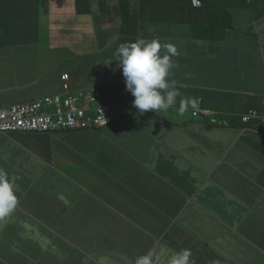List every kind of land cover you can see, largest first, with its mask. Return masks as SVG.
Returning <instances> with one entry per match:
<instances>
[{
	"label": "crops",
	"instance_id": "obj_1",
	"mask_svg": "<svg viewBox=\"0 0 264 264\" xmlns=\"http://www.w3.org/2000/svg\"><path fill=\"white\" fill-rule=\"evenodd\" d=\"M14 1L18 0H0V10L17 5ZM129 1L128 16L141 18L136 39H151L157 30L152 33L141 25L167 20L154 21V15L142 14L141 0ZM47 2L40 1L38 6L49 7L53 26L62 15L64 1ZM217 2L235 19L232 30L222 38L200 40L186 32H158L162 43L175 44L179 52L173 57L176 66L171 78L177 81L181 96L167 111L168 116L185 123L186 112H178L180 101L192 97L197 98L198 109L212 113V128H196L194 133L213 151L214 159L228 166L227 179L220 185L227 194L219 187L208 188L207 198L215 197L213 211L203 204L198 211L201 202L197 198L180 206L174 197L177 193L168 192L164 185L144 186L126 208L103 214L81 230L69 264H135L138 256L149 252L153 264H165L182 250L193 255L189 264H264V129L257 122H242L249 111L263 110L264 0L251 5L246 0ZM96 3L104 10L103 25L113 23L115 14L110 8L117 7L119 0ZM109 30L110 36H120L119 43L134 41L123 37L126 29L122 26ZM42 77L36 62L17 75L0 72V106L34 100L51 91L45 89ZM22 90L26 93L20 95ZM93 137L71 133L0 135V169L16 177L18 185L14 216L0 227V264H41V245L53 234H60L56 226L66 225L70 218L72 206L67 195L72 185L85 178L101 157L99 150L93 161H84L86 153L94 145L106 146V142L91 141ZM175 184L181 188L177 181ZM191 216L186 225L190 243L183 245L173 226ZM68 230L76 233L71 227Z\"/></svg>",
	"mask_w": 264,
	"mask_h": 264
},
{
	"label": "clouds",
	"instance_id": "obj_2",
	"mask_svg": "<svg viewBox=\"0 0 264 264\" xmlns=\"http://www.w3.org/2000/svg\"><path fill=\"white\" fill-rule=\"evenodd\" d=\"M40 1L48 4L47 0H38L30 7L29 0H18L13 2L17 5L0 10V72L17 75L20 69L36 62L42 70L45 89L51 91L34 100L0 106V135L11 138L19 133L36 137L92 134L91 141L101 145L106 142L105 147L94 145L86 153L84 161H93L99 150L101 157L85 178L72 185L70 195H67L72 206L70 218L66 225L56 226L60 234H53L41 245L40 263L69 264V256L76 251V237L83 228L103 214L123 210L134 199V193L152 183L177 193L174 197L180 206L197 198L201 202L198 211L202 210L199 204H203L212 212L215 197L207 200L202 197V192L207 187H219L220 192L227 194L226 188L220 185L227 179L228 166L214 159L213 151L207 149L194 133L196 128H212L209 122L212 113L198 109L197 98L180 101L178 112L180 115L186 112L185 123L168 116L167 111L181 96L177 81L171 78V70L176 66L173 57L179 55L175 44L162 43L159 37L137 38L111 46L113 50L108 53L110 48L100 47L94 26L100 51L92 53L96 58L89 60L90 55L78 53L81 47L76 43L73 20L74 15L93 19L81 10L83 0H63L61 17L74 22L69 28L59 27V19L52 26L50 9L39 7ZM195 1L200 4L195 5ZM253 1L246 0L248 5ZM56 2L62 3V0ZM120 5L119 0L117 7ZM192 6L202 8L203 3L192 0ZM32 7L35 10L30 12ZM97 7L93 4L92 10L96 11ZM110 12L117 14L119 9L116 12L115 8H110ZM223 12L230 23L229 30H232L234 16L228 10L223 9ZM123 24L124 21L120 26ZM102 29L107 31L109 27L103 25ZM23 37L28 40L21 42ZM41 51L54 53L55 62L41 59ZM74 57L85 60L74 65ZM24 93L26 91L22 90L20 95ZM20 104H27L38 116L46 117L48 127L32 130L6 127L14 108ZM242 122H257L255 124L264 129V100L263 110L249 111ZM16 179L0 169V227L14 216ZM176 181L181 188L176 186ZM192 216L183 217L173 226L178 230L176 239L183 245L190 243L186 225ZM69 227L76 233H71ZM192 257L188 250H182L165 264H189ZM135 264H153L152 253L138 256Z\"/></svg>",
	"mask_w": 264,
	"mask_h": 264
},
{
	"label": "trees",
	"instance_id": "obj_3",
	"mask_svg": "<svg viewBox=\"0 0 264 264\" xmlns=\"http://www.w3.org/2000/svg\"><path fill=\"white\" fill-rule=\"evenodd\" d=\"M30 7L37 3L38 0H29ZM121 2L123 0H120ZM142 1V14L154 15V21L167 20L165 22H148L141 26L146 30L154 29L160 32L168 31L171 33L176 32H189L192 38L200 40H214L222 38L223 35L230 29L228 18L224 17L223 7L219 5L217 0H201L203 3L202 8H194L192 0H141ZM96 4V0H83L81 10L90 14L95 23L96 32L98 34V41L101 48H110L113 45L119 46L120 36H110L111 30L103 31V18L104 10L97 7L96 11L92 10V5ZM118 12V7H115ZM35 9L32 7L30 12ZM79 9V11L81 12ZM101 10V11H100ZM139 17H132L129 24L122 27L126 29L123 32V37L126 39L134 40L137 37V29L140 26L137 21ZM34 22L32 19H30ZM153 33V31H152ZM152 37V34H151ZM28 39L23 37L21 42ZM111 42V43H110ZM74 65H77L85 58L74 57ZM237 229V228H236Z\"/></svg>",
	"mask_w": 264,
	"mask_h": 264
},
{
	"label": "rangeland",
	"instance_id": "obj_4",
	"mask_svg": "<svg viewBox=\"0 0 264 264\" xmlns=\"http://www.w3.org/2000/svg\"><path fill=\"white\" fill-rule=\"evenodd\" d=\"M130 1L129 0H123L121 2V5L119 7V13L114 15V22L110 23V22H105V27H112V26H120L122 21H124L125 26H127L129 24V16L127 14V11L131 10L130 7ZM117 4V3H116ZM53 11V9H51ZM123 12V14H122ZM73 20L75 22L76 25V37H77V45L81 47V50L78 52L80 54H84L86 55H90L88 57L89 60H94L96 57L95 55H91L94 52H98L100 51V49L98 48V42H97V37L96 34L94 32V20L92 18H90L89 16L87 18H83V17H79L78 15H74L73 16ZM84 21L85 24H84ZM74 22L69 21L63 17H59V21H58V26L61 28H69L71 26L74 25ZM84 24V26H83ZM153 37H159L161 38V34L158 31H155L152 38ZM151 38V39H152ZM112 48L108 49V53L112 52ZM40 58L54 63L56 60V56L54 53L52 52H47V51H41L40 53ZM190 107V106H189ZM191 111H195L194 109H192L190 107ZM198 110V109H196ZM121 158V157H120ZM209 187H207L203 192H202V197L207 199V189ZM217 194V193H215ZM158 197V200H161V196H156Z\"/></svg>",
	"mask_w": 264,
	"mask_h": 264
},
{
	"label": "built area",
	"instance_id": "obj_5",
	"mask_svg": "<svg viewBox=\"0 0 264 264\" xmlns=\"http://www.w3.org/2000/svg\"><path fill=\"white\" fill-rule=\"evenodd\" d=\"M200 3L195 1V5ZM64 77H68L65 75ZM49 120L46 117L38 116L34 108H31L27 104H20L14 108L11 113L9 127L13 130L23 129L32 130L36 128H47Z\"/></svg>",
	"mask_w": 264,
	"mask_h": 264
}]
</instances>
